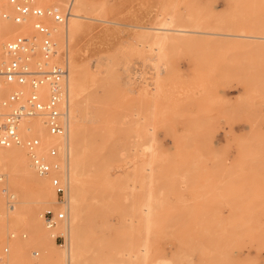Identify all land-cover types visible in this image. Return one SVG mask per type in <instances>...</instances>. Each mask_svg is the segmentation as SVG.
<instances>
[{
    "label": "rangeland",
    "instance_id": "rangeland-1",
    "mask_svg": "<svg viewBox=\"0 0 264 264\" xmlns=\"http://www.w3.org/2000/svg\"><path fill=\"white\" fill-rule=\"evenodd\" d=\"M3 2L14 31L21 27L0 35V58L7 59L1 44L34 34L35 16L15 21L12 4ZM33 3L42 8L63 1ZM84 5L85 15L114 22L87 20L94 31H107L87 38L81 52L89 76L78 122L93 141H85L91 177L79 264H264V0ZM57 46L64 59L65 42ZM238 86L246 87L242 94ZM235 92L232 101L224 97ZM220 120H245L250 130L240 136L231 130L221 144ZM49 149L41 154L49 158ZM105 171L107 180L96 182ZM46 178L54 191L52 175ZM57 196L58 206L47 207L65 213L64 196ZM27 238L24 223L0 226V251L7 247L0 260L12 253V242ZM54 240L53 250L63 254L65 234L56 230ZM40 254L29 243L20 264Z\"/></svg>",
    "mask_w": 264,
    "mask_h": 264
},
{
    "label": "bare ground",
    "instance_id": "bare-ground-1",
    "mask_svg": "<svg viewBox=\"0 0 264 264\" xmlns=\"http://www.w3.org/2000/svg\"><path fill=\"white\" fill-rule=\"evenodd\" d=\"M84 1L85 0H77L76 8H74L76 12L74 11L72 16L67 20L65 29L63 27V31L62 27L55 25V23L53 24L55 28L53 37L57 45H59V43L62 44L64 41L66 46L64 59L59 57L62 50H60L58 46L53 55L54 60L61 58V61H66L67 63V76L61 104L64 133L60 135L50 134L39 117L25 118L20 126V131L23 135L31 133L39 139L40 145L38 147V152L40 154L42 153L41 148L46 146H50V148L56 151L59 150L58 154L56 153L57 156L53 159L57 161L59 168L52 174H55L62 182L61 185L64 188L62 209L65 211L66 216L60 224L54 226L55 228L48 227L43 223V210H53L48 208L47 204L51 205L52 203L54 207L56 205L58 206L59 202L57 203L58 199L56 200V190L52 191L48 186V179L46 176L38 174L34 169L28 153L25 151L26 149L23 148L24 145H8L0 148V181L3 179V176L5 177V179L0 182V226L10 227L11 225L24 223L28 232V238L26 240L14 241L11 243L12 253L5 259L0 260V264H20L21 260L24 258L27 244L29 243L34 244L41 253L36 262H29V264H79V241L85 222L84 206L85 208L87 206L85 205V191L86 188H88L86 187L89 183L88 178L91 177L88 172L89 165L86 157L88 146L85 141L87 139L84 137L85 133L82 130V125L79 126V115L77 112V110L80 112L83 111L85 100H83L81 96L87 91L86 83L89 76L88 69L86 68V61H83L84 58H82L81 52L86 48L85 40L87 38L100 31H107L104 29L94 31L95 29L90 25L91 22L88 24L86 22L87 20L94 19L102 22H114L85 15L83 13L86 11ZM73 2L75 5V0H73ZM10 12L13 13L12 10H10ZM11 19L12 18H9V20H0V35L6 32L8 33L9 31H14V21L11 22ZM128 26L138 28L145 27L137 24H130ZM102 27H104V25H102ZM146 28L161 31L168 30L171 32L175 30L184 32L191 31L186 29H174L172 27L146 26ZM18 29H16L17 32H20L21 27L19 30ZM16 30L14 32H16ZM233 35L237 36V34ZM172 36L170 37L175 40V36ZM241 36L248 35L242 34ZM58 39H60V41ZM5 42L1 44L3 51ZM17 86L18 85H13L12 83H2L0 85V97L7 98ZM82 117L83 113L81 118ZM90 137L89 140H91L88 141L89 143L93 141L92 137ZM96 158L97 160H101L100 157ZM93 159L91 164L95 161ZM49 160H51L50 157ZM96 164L98 163L96 162ZM98 167L101 166L98 165ZM94 178L98 183L107 180V171L103 172L101 175L96 174ZM7 192L10 193H8V200L5 203L3 195ZM90 193H92V191ZM93 195L94 193L90 196ZM100 199L101 198H98V200ZM56 230L65 234L66 237L65 253L62 252L63 254H58L53 250Z\"/></svg>",
    "mask_w": 264,
    "mask_h": 264
},
{
    "label": "built area",
    "instance_id": "built-area-1",
    "mask_svg": "<svg viewBox=\"0 0 264 264\" xmlns=\"http://www.w3.org/2000/svg\"><path fill=\"white\" fill-rule=\"evenodd\" d=\"M62 1L63 4L38 8L33 0H8L12 4L15 21H24L30 14L35 15L32 24L34 34L7 41L4 49L8 58H0V85L5 82L18 85L7 98L0 97V148L24 145L37 173L52 175L51 182L57 195H63L64 188L52 174L59 168L57 161L53 160L56 150L49 149L51 160L40 154L39 139L31 133L23 135L20 126L25 118L39 117L50 134L64 133L61 104L67 63L53 58L57 47L53 24L67 22L72 15L73 0ZM3 5V0H0V20L11 16ZM64 218L63 211L46 210L43 213L48 227L56 226ZM1 251L6 252L7 247H2Z\"/></svg>",
    "mask_w": 264,
    "mask_h": 264
},
{
    "label": "crops",
    "instance_id": "crops-1",
    "mask_svg": "<svg viewBox=\"0 0 264 264\" xmlns=\"http://www.w3.org/2000/svg\"><path fill=\"white\" fill-rule=\"evenodd\" d=\"M203 88H208V86H203ZM246 87L243 86H238L236 87L237 90H239L242 94V91L245 89ZM219 89H230L229 87H219ZM237 94L239 95V93H228V94H224V97L228 96L229 99L232 101L234 100L235 97H237ZM229 108L232 110V107L229 106ZM221 124H223L224 130H221L217 135H216V139L219 140V143L221 144H225L227 142V139L230 138L231 135V130L233 131L234 134L236 135H247L249 130H250V126H249V122L242 120L239 122H235L232 125L229 124H225V122L223 120H220ZM232 152H237L236 150L232 151ZM227 166H232L233 163L231 162H227L226 163Z\"/></svg>",
    "mask_w": 264,
    "mask_h": 264
}]
</instances>
